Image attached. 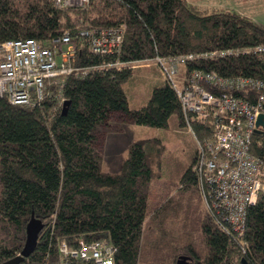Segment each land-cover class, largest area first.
Returning a JSON list of instances; mask_svg holds the SVG:
<instances>
[{
    "label": "trees",
    "instance_id": "16d2710c",
    "mask_svg": "<svg viewBox=\"0 0 264 264\" xmlns=\"http://www.w3.org/2000/svg\"><path fill=\"white\" fill-rule=\"evenodd\" d=\"M121 28V49L113 56L92 54L79 38L83 31ZM63 34L77 43L73 66L79 72L47 82L36 105L0 97V264L20 255L31 216L43 229L35 251L19 264H80L63 259L59 247L96 242L113 248L114 264H176L182 255L191 264H264V194L247 210L241 246L207 216L193 173L196 154L177 185L159 184L151 149L159 156L163 146L139 139L127 148L119 172L107 173L97 132L113 117L141 128L163 129L173 120L186 126L174 88L162 78L144 105L130 109L123 85L133 65L252 50L264 45V27L186 0H90L86 8L64 10L52 0H0V44L34 39L49 45ZM112 63L121 67L107 66ZM193 69L264 79L263 59L251 53L186 65L187 72ZM237 95L254 102L258 93ZM188 121L198 140L211 137L210 121L194 115ZM250 152L264 163V129L253 135Z\"/></svg>",
    "mask_w": 264,
    "mask_h": 264
},
{
    "label": "built area",
    "instance_id": "2783aa9c",
    "mask_svg": "<svg viewBox=\"0 0 264 264\" xmlns=\"http://www.w3.org/2000/svg\"><path fill=\"white\" fill-rule=\"evenodd\" d=\"M89 1L52 0L61 10L83 9L88 7ZM123 31V28L88 30L80 32L79 38L88 42L92 54L113 56L120 52ZM76 52L77 43L68 34L52 40L49 45L34 39L3 42L0 44V97L11 105L40 103L47 82L79 72L73 66ZM250 53L264 61V45L252 50L214 51L153 60L163 79L174 88L185 124L194 137L197 152L193 173L207 216L222 234L239 241L241 246L247 210L264 194V163L250 152L253 135L261 130L256 127L257 118L264 116V79L223 77L214 71L199 69L187 72L186 65ZM107 66L121 67L119 63ZM179 67H184L185 71L180 81L177 79ZM248 90L258 93L254 102L237 95ZM189 115L210 121V138L200 141L195 137ZM59 253L63 259H75L80 264H114L113 248L105 242L82 244L77 249L62 244Z\"/></svg>",
    "mask_w": 264,
    "mask_h": 264
},
{
    "label": "rangeland",
    "instance_id": "374dc122",
    "mask_svg": "<svg viewBox=\"0 0 264 264\" xmlns=\"http://www.w3.org/2000/svg\"><path fill=\"white\" fill-rule=\"evenodd\" d=\"M186 2L210 12L231 10L264 27V0H186ZM133 66L132 78L123 85V91L131 109L144 105L151 89L156 85V80L160 81L163 77L153 60L140 62ZM184 72V67H179L178 81L184 77ZM177 88L181 89L180 85ZM119 122L121 124H118V126H116L117 123H113L112 132L107 133L106 130L102 133L104 141L114 140L117 149L116 156H109L106 153L105 145L102 143V146H100V152L103 156L102 171L107 173L119 172L122 163H112V161L114 157H121V147L125 149V159L127 148L135 139H155L160 141L163 146L162 153L159 156L155 153V149H151L153 163L155 164L153 169L158 175L157 181L163 185H177L182 174L190 165L194 154H196L195 140L189 128L187 126L180 127L176 120L175 122L174 120L170 121L168 127L163 129L147 127L140 129L135 125L129 126L125 120H119Z\"/></svg>",
    "mask_w": 264,
    "mask_h": 264
},
{
    "label": "water",
    "instance_id": "95a60500",
    "mask_svg": "<svg viewBox=\"0 0 264 264\" xmlns=\"http://www.w3.org/2000/svg\"><path fill=\"white\" fill-rule=\"evenodd\" d=\"M67 103L63 104L62 112H65ZM256 127L264 129V116L260 115L257 118L256 121ZM261 130H256L255 133H259ZM43 229V225L39 220H36L33 216H31L29 222L26 225L25 229V242L23 249L20 253V255L16 256L15 259L10 260L6 263L3 264H19L25 259H27L34 251L36 248L38 236ZM176 264H191V259L187 256H180Z\"/></svg>",
    "mask_w": 264,
    "mask_h": 264
},
{
    "label": "crops",
    "instance_id": "0c3cea01",
    "mask_svg": "<svg viewBox=\"0 0 264 264\" xmlns=\"http://www.w3.org/2000/svg\"><path fill=\"white\" fill-rule=\"evenodd\" d=\"M162 79H163V77H162ZM140 106H142V105H140ZM137 108H135V109H137ZM119 120H120V118L113 117L112 119H110L108 121V123L104 127H101V128H99V130H97V132L99 134V137L101 138V146H102V143L105 145L106 153L109 156H116L117 155V149H116V146H115L116 143H114V140H109V142H105L104 139H103L102 133H104V131H106V130L108 131L107 133L112 132V130H113V128H112L113 127V123H117L116 126H118V124H121V122H119ZM127 124L129 126H132L133 125L129 121H127ZM140 129H141V127H140ZM117 130H119V128H117ZM135 141H136V139H135ZM120 150H121L120 151L121 157L120 158L116 157V158H118V160H116V158L114 157L112 163H118L119 162L121 164L124 161L125 149H124V147H121Z\"/></svg>",
    "mask_w": 264,
    "mask_h": 264
}]
</instances>
